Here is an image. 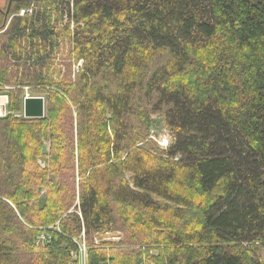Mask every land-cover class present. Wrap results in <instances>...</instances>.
<instances>
[{"label": "trees", "instance_id": "1", "mask_svg": "<svg viewBox=\"0 0 264 264\" xmlns=\"http://www.w3.org/2000/svg\"><path fill=\"white\" fill-rule=\"evenodd\" d=\"M10 15L0 264H77L81 234L86 264H264V0H15ZM65 45L81 67L47 77ZM24 86L42 118L24 117ZM154 114L168 149L148 139Z\"/></svg>", "mask_w": 264, "mask_h": 264}, {"label": "rangeland", "instance_id": "2", "mask_svg": "<svg viewBox=\"0 0 264 264\" xmlns=\"http://www.w3.org/2000/svg\"><path fill=\"white\" fill-rule=\"evenodd\" d=\"M8 2H9V0H0V9H5V7H7V5H8ZM38 6L39 5L37 3L31 2L29 6H27L24 9H21L18 12V15L19 16L29 15L26 12L28 10H30V9H32L34 7H38ZM21 11H25L23 15H20ZM11 18H12V15H9V17L7 18V22H6V25H5L4 29H2V25H3L2 20L0 21V33H2L8 27ZM59 22L62 23L61 24L62 26L68 25L70 27V30L73 29V25H72L73 23L70 22V24H68L67 16L64 17V18H61ZM62 26L60 27V29L62 28ZM59 38H60L59 39V45H60L61 41L64 40V39H63V36L62 37L60 36ZM60 46H62V45H60ZM64 47H65V52L62 53V51H59V52L57 51V55L53 56L54 57L53 60L50 61L51 68H49V71L45 72L47 77H50V78H53V79H58L59 77H61L65 73H67L68 66L70 68V72H71L70 74L73 75L75 67L80 65V62H75L71 58V56H69L67 54L68 46L65 45ZM3 86H1L3 91H0V96L8 97V94H6L7 89H5ZM5 87H8V86H5ZM8 88H10V87H8ZM22 91H23V97H22V104H23V99L26 97V95L28 94L29 96H32V94L30 92V89L28 87H26V86L22 87ZM16 115L20 116V114H16ZM151 119H152V126H151V129L149 131L148 139L150 141H152L153 143H155L159 147V145L157 144L156 141H158L159 139H161L163 137H167L168 139H171L170 140V145H171V143H173V141H174V133L166 125L165 118L162 115L154 114V115L151 116ZM160 149H162V148H160ZM47 150H48V145L46 144L44 152L47 153ZM162 150H165V149H162ZM41 165L43 166V162H41ZM42 237L44 239H41ZM93 239H94L95 243H97V244H100L102 242H115V243H118V242L122 241L123 234L121 232H119V231L105 232V233H102V234H96L93 237ZM44 241H46V237L44 235H40L37 238V243H41V242L43 243ZM73 241L77 244L78 249H79L82 246V243L85 242L84 241V235L81 234L80 237L73 239ZM254 251L256 253H259L261 259H262V257L264 259V249L261 247L260 244H256L254 246ZM154 254H157V252H155ZM71 255H72L74 260H77V262H78L77 264H79L82 261V258H80V256H78V254H75V255L71 254Z\"/></svg>", "mask_w": 264, "mask_h": 264}, {"label": "built area", "instance_id": "3", "mask_svg": "<svg viewBox=\"0 0 264 264\" xmlns=\"http://www.w3.org/2000/svg\"><path fill=\"white\" fill-rule=\"evenodd\" d=\"M25 11H21L20 15H23ZM26 13L31 14L32 13V9L28 10ZM82 62L80 61V65H78L77 67H75L74 72H77L78 69L81 67ZM1 85V84H0ZM3 86V85H1ZM5 89H9L8 87L3 86ZM32 96H29L28 94L26 95V98H31ZM0 98H5V101L0 102V118L5 117L8 112L6 109L7 106V102H8V97L6 96H0ZM17 116V115H16ZM170 140L167 137H163L161 139H159L157 142V144L159 145L160 148L162 149H167L170 145ZM41 239H44L43 237ZM86 255H87V250L85 247L84 242L82 243V246L79 248V252H78V256H80V258H82V261L79 264H86Z\"/></svg>", "mask_w": 264, "mask_h": 264}, {"label": "water", "instance_id": "4", "mask_svg": "<svg viewBox=\"0 0 264 264\" xmlns=\"http://www.w3.org/2000/svg\"><path fill=\"white\" fill-rule=\"evenodd\" d=\"M13 0H9L6 15L9 12L11 3ZM6 23L2 25V29L5 27ZM45 101L43 97H31L27 98L24 103L23 115L25 118H42L44 116Z\"/></svg>", "mask_w": 264, "mask_h": 264}, {"label": "flooded vegetation", "instance_id": "5", "mask_svg": "<svg viewBox=\"0 0 264 264\" xmlns=\"http://www.w3.org/2000/svg\"><path fill=\"white\" fill-rule=\"evenodd\" d=\"M14 2H15V0L12 1L11 6H10V9H9V12H8L7 15H6V9H7V7H5V9H0V21L2 20V23H4V22L6 23L7 22V18L10 15V12H11V10L13 8Z\"/></svg>", "mask_w": 264, "mask_h": 264}, {"label": "bare ground", "instance_id": "6", "mask_svg": "<svg viewBox=\"0 0 264 264\" xmlns=\"http://www.w3.org/2000/svg\"><path fill=\"white\" fill-rule=\"evenodd\" d=\"M26 99H27V98L25 97V98H24V103H25V100H26ZM0 102H2V100H0ZM23 106H24V104H23ZM169 146H170V145H169Z\"/></svg>", "mask_w": 264, "mask_h": 264}, {"label": "crops", "instance_id": "7", "mask_svg": "<svg viewBox=\"0 0 264 264\" xmlns=\"http://www.w3.org/2000/svg\"><path fill=\"white\" fill-rule=\"evenodd\" d=\"M262 259H263V257H262ZM263 261H264V259H263Z\"/></svg>", "mask_w": 264, "mask_h": 264}]
</instances>
